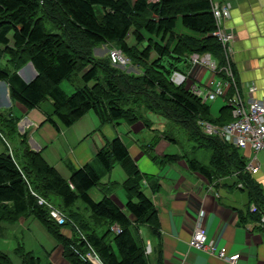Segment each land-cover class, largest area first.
<instances>
[{"label":"trees","instance_id":"obj_1","mask_svg":"<svg viewBox=\"0 0 264 264\" xmlns=\"http://www.w3.org/2000/svg\"><path fill=\"white\" fill-rule=\"evenodd\" d=\"M178 22L193 34L177 33ZM215 29L210 0H0V61L7 57L6 65H0V80L7 83L11 97L26 109L49 98L52 113L47 120L57 128L58 123L68 127L93 111L101 124L125 122L131 126L140 122L155 136L172 143L178 142L177 131H183L191 144L189 152L210 151L208 165L189 152L158 156L147 151L151 160L164 165L184 159L190 169L209 181L237 173L238 184L251 197L241 217L255 220L264 231L260 223L264 194L246 171L245 158L237 147L216 135L205 134L197 122H229L230 107L224 104L219 116H213L206 100L184 83L171 80L173 71L185 74L190 70L192 53L210 54L217 64V77L228 79L219 71L226 60L221 43L213 35ZM101 45L119 48L128 63H112L109 52L95 56L94 48ZM27 62L37 73L28 82L18 75ZM126 65L135 70L126 69ZM73 71L83 84L67 95L58 84ZM232 92L230 85L225 101ZM146 112L162 116L166 121L164 130L152 128ZM17 121L10 113L0 112V134L11 148L10 154L2 142L0 235L4 223L32 216L61 244L63 257L72 264H92L84 256L89 247L103 264H153L135 233L139 226H145L159 237L157 209L142 188L143 179L148 177L138 171L121 138L115 136L107 141L91 161L72 168L69 178H64L40 152L28 147L25 138L17 133ZM152 140L151 150L157 138ZM115 163L126 173L123 208L105 191L98 201L89 196ZM152 180L151 185H156ZM52 194L62 198L59 208L51 203ZM39 199L43 202L39 203ZM77 200L83 202V208L75 206ZM49 204L66 217L63 223L52 217ZM251 204L256 211L250 210ZM114 226L118 232L112 229ZM64 227L69 228L70 237L62 234ZM14 252L19 264H50L23 246ZM156 252L155 264H162L159 249ZM0 264L15 263L0 249Z\"/></svg>","mask_w":264,"mask_h":264},{"label":"crops","instance_id":"obj_2","mask_svg":"<svg viewBox=\"0 0 264 264\" xmlns=\"http://www.w3.org/2000/svg\"><path fill=\"white\" fill-rule=\"evenodd\" d=\"M221 1L231 4L230 16L223 21V26L226 29L232 28L235 33L234 40L229 43L230 58L240 95L244 98L263 97L264 0ZM175 30L177 33L193 34L180 22L176 24ZM20 69L18 75L26 82L37 74L31 62ZM188 73L192 74L190 70ZM192 78L194 83L205 87L211 74L208 69L201 68L198 79L195 76ZM222 106L212 115L219 116ZM0 112L10 113L18 118L16 126L20 137L23 136L28 147L40 152L43 159L64 178H69L72 168L91 161L107 141L119 136L138 171L148 177L143 179L142 188L157 209L159 237L152 235L145 226H139L135 233L142 240L146 254L153 264L157 261V249L161 253L162 264H233L215 253L189 247L188 241L199 221L217 249L225 247L228 256H236L234 264H264V231L255 220L248 216L245 219L241 217L240 213L245 214L251 197L246 189L238 186L237 173L215 177L209 181L198 171L190 169L184 159L164 165L155 163L147 151L158 156L171 153L168 149L172 142L162 136H155L154 132L139 137L137 131H141L143 127L140 122L124 131L127 140L117 129H113L115 127L109 125L112 123L101 124L92 111H88L68 127L58 123L57 128L47 120V116L52 113L49 98L34 108L26 109L11 97L7 83L1 80ZM154 138L157 141L151 150L150 143ZM2 142L0 139V149L3 148ZM239 152L246 163L252 156H256L259 170L253 174L248 173L264 194V151L252 152L247 147L245 150L239 149ZM209 162L210 156L208 164ZM119 166L121 167L120 164ZM121 170L123 173H117L116 178H111L110 175L105 177L108 173L105 174L97 187L100 198L105 191L117 206L123 208L126 197L122 184L126 173L122 167ZM151 179L156 185H151ZM98 193L94 196L90 190L89 196L94 200L99 197ZM33 220L32 216H28L20 217L17 221L25 224L24 221L30 223ZM61 232L67 237L71 236L67 227L62 228ZM43 251L44 258L50 264H72L63 257L60 245L49 244Z\"/></svg>","mask_w":264,"mask_h":264},{"label":"built area","instance_id":"obj_3","mask_svg":"<svg viewBox=\"0 0 264 264\" xmlns=\"http://www.w3.org/2000/svg\"><path fill=\"white\" fill-rule=\"evenodd\" d=\"M211 9L216 22V29L213 35L219 40L224 51L226 63L219 71H223L225 76L229 79L217 77V64L214 58L208 53H192L189 57L191 62L190 73H181L173 71L171 80L176 84L184 83L186 87L190 88L193 93L205 99L214 100L218 96L226 95L228 87H233V92L226 99V104L230 107L231 120L223 124H214L210 121L199 119L198 125L201 130L207 135H216L223 142H227L240 150H245L247 147L252 152L264 151V96L260 98L242 97L240 95L238 86L236 84L231 62V47L229 45L235 38V33L232 28L226 29L223 26V21L229 18L231 4L221 0H210ZM109 57L112 63L118 65H125L128 63V58L122 53L119 48L109 49ZM201 68L208 69L211 78L205 83V87H201L191 80L193 76L198 79ZM193 79V78H192ZM251 91V90H250ZM0 139L3 140L11 154L10 145L4 140L0 134ZM245 169L249 173H256L259 170V162L256 156H252L246 163ZM240 187L241 184L239 183ZM43 199H39L42 203ZM50 213L58 223L65 221V216L52 205L49 204ZM250 210L256 211L254 204H251ZM260 223L264 224V216L260 218ZM116 232L119 231L117 226L112 227ZM191 248L209 253L216 254L219 258L229 261L230 263L236 262V256H228L225 247L216 248L208 239L207 234L204 232L201 221H199L188 241ZM85 258L92 264H103L97 253L89 247L85 253Z\"/></svg>","mask_w":264,"mask_h":264},{"label":"rangeland","instance_id":"obj_4","mask_svg":"<svg viewBox=\"0 0 264 264\" xmlns=\"http://www.w3.org/2000/svg\"><path fill=\"white\" fill-rule=\"evenodd\" d=\"M129 42H132V38H128ZM109 47L108 45H101L98 47H95L93 52L95 56H100L103 55L104 53H107ZM6 56L1 58L0 65L5 66L6 65ZM126 69L130 70H135L131 65H126ZM203 79V78H201ZM200 79V80H201ZM92 82H90L91 84ZM82 81L80 79V75L76 74L75 71H73L68 79L62 80L58 86L61 90H63L67 95L72 94L76 88L82 86ZM206 102L210 106V111L211 114H216L218 111V108L221 105L226 104L224 98L222 96H218L214 100L211 99H205ZM93 112V111H92ZM147 118L150 119L152 128L158 129V130H164L165 128V119L152 112H146ZM112 125V127H115L113 129H117V131L121 134L125 140H127V134L124 132L125 130L127 131L128 127L130 128L127 123L125 122H120V124H109ZM127 127V128H126ZM152 134L153 132L146 128L142 127L141 131H137V134L139 137H143L145 134ZM177 136L178 142L177 143H171V147L168 149V152H178V153H183V152H189L190 151V146L191 144L187 141L186 135L183 131L179 130L175 134ZM4 140L7 141V139L4 137ZM190 156H193L203 162L204 164H208V159L210 156V151L207 149H199L198 151H191L189 152ZM122 172L121 167L119 166L118 163H115L112 171L105 175V177H108L110 175L111 178H116L117 176ZM104 178H102L103 181ZM91 192L96 196V193H98V187H93L91 189ZM99 194V193H98ZM100 199V194L99 197L95 198L94 200H99ZM51 203L59 208L62 206V198L57 195V194H52ZM75 206H78L80 208L84 207V204L81 200H77L75 203ZM66 220V217H65ZM25 224L20 223L19 221L13 222V223H4L2 225V231L0 235V249L5 251L10 257L11 260L15 264H19L20 259L18 255L14 252V250L18 246H23L25 250H30L33 255L37 257H44V247L47 248L49 244L52 245H60L58 244L47 232L44 230V227L41 225V223L37 220H33L32 222L24 221ZM27 223V224H26Z\"/></svg>","mask_w":264,"mask_h":264},{"label":"water","instance_id":"obj_5","mask_svg":"<svg viewBox=\"0 0 264 264\" xmlns=\"http://www.w3.org/2000/svg\"><path fill=\"white\" fill-rule=\"evenodd\" d=\"M21 70V69H20ZM204 100V99H203Z\"/></svg>","mask_w":264,"mask_h":264}]
</instances>
